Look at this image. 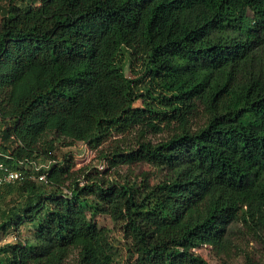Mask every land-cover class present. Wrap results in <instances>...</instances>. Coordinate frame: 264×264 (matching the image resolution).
<instances>
[{
    "label": "trees",
    "instance_id": "1",
    "mask_svg": "<svg viewBox=\"0 0 264 264\" xmlns=\"http://www.w3.org/2000/svg\"><path fill=\"white\" fill-rule=\"evenodd\" d=\"M50 134L97 150L106 169L70 173ZM139 160L165 180L105 177ZM32 161H55L46 183ZM0 163L25 176L0 183V242L12 234L0 264H112L99 253L106 212L132 264H207L193 251L225 254L234 225L264 242V0H6Z\"/></svg>",
    "mask_w": 264,
    "mask_h": 264
},
{
    "label": "rangeland",
    "instance_id": "2",
    "mask_svg": "<svg viewBox=\"0 0 264 264\" xmlns=\"http://www.w3.org/2000/svg\"><path fill=\"white\" fill-rule=\"evenodd\" d=\"M6 0H0V5H5ZM121 68L126 76L129 69L126 59L121 58ZM137 70V69H136ZM203 113L198 112L194 117L193 125L198 126L203 123ZM252 116L246 114L244 119L250 121ZM163 135L153 136L145 135L146 140L152 142L159 141ZM137 137V133L133 132L125 137H110L101 147L103 150L110 149L113 145L124 143H132ZM53 139L55 143L54 155L57 161L72 174L79 173L85 167L96 166L101 171H104L107 165L99 163L98 151L91 150L82 142L71 143L69 140L50 134L47 140ZM165 171L144 160L136 162H123L116 164L114 167L107 170L106 178L114 180L117 183L124 184L125 182L133 183L137 187L143 184L153 185L159 181L165 180ZM98 226L104 229V234L99 240V253L103 260H111L112 264H132L138 262V254L131 239L123 238L119 224L112 212H106L96 217ZM240 225H234L232 234L230 235L231 244L225 254L220 255L211 247L203 245L193 251V254L204 259L207 264H263L264 263V242L261 240H252L241 234ZM28 232L22 230V235H27ZM12 241V234L5 235L1 240L0 245ZM65 264H75V258L72 254Z\"/></svg>",
    "mask_w": 264,
    "mask_h": 264
},
{
    "label": "built area",
    "instance_id": "3",
    "mask_svg": "<svg viewBox=\"0 0 264 264\" xmlns=\"http://www.w3.org/2000/svg\"><path fill=\"white\" fill-rule=\"evenodd\" d=\"M53 163H55V161H46V162H37V163L32 161L30 163L23 164V166L24 169L28 168L35 171L36 173H39L36 177H34L38 182L46 183L47 182L46 171L50 168V166ZM0 171L2 172V175L0 176V183L20 182L25 177L22 171H13L7 168L2 163H0Z\"/></svg>",
    "mask_w": 264,
    "mask_h": 264
},
{
    "label": "crops",
    "instance_id": "4",
    "mask_svg": "<svg viewBox=\"0 0 264 264\" xmlns=\"http://www.w3.org/2000/svg\"><path fill=\"white\" fill-rule=\"evenodd\" d=\"M3 10V5H0V12Z\"/></svg>",
    "mask_w": 264,
    "mask_h": 264
}]
</instances>
